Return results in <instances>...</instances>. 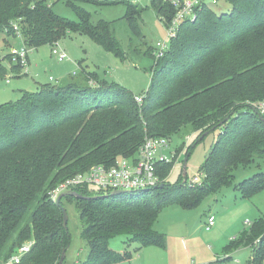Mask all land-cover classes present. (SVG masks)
<instances>
[{
    "label": "trees",
    "instance_id": "1",
    "mask_svg": "<svg viewBox=\"0 0 264 264\" xmlns=\"http://www.w3.org/2000/svg\"><path fill=\"white\" fill-rule=\"evenodd\" d=\"M214 1L227 2L231 10L216 13L203 1L163 59H155L152 47L142 53L155 62L142 104L123 87L84 71L86 79L80 83L47 84L37 92H23L15 103L0 105V264L32 240L35 244L22 264H59L71 235L49 193L93 166L136 160L146 138H165L171 147L175 136H198L188 156L206 132L221 130L201 168L206 174L201 186L182 183L183 173L171 184V162L159 166L158 188L120 195L77 188L73 192L82 198L62 199L63 206L65 200L75 203L89 248L87 259L77 264H124L141 249H166V235L155 229L166 206L192 210L225 187L236 188L244 199L264 191V172L234 186L236 170L264 158V118L254 109L264 101V0ZM65 2L77 12L78 23L56 15L50 0H0V32L14 38L20 33L23 43L36 50L82 34L127 59L111 24L93 23L78 6L112 5L115 0ZM151 6L164 23L174 17L165 0H151ZM143 10L127 4L125 19L137 36ZM7 73L2 65L0 77ZM154 192L157 201L151 197ZM120 236L127 238L123 252L111 248ZM132 244L138 250L132 251ZM247 248L252 258L246 264H264V214L225 251Z\"/></svg>",
    "mask_w": 264,
    "mask_h": 264
},
{
    "label": "rangeland",
    "instance_id": "2",
    "mask_svg": "<svg viewBox=\"0 0 264 264\" xmlns=\"http://www.w3.org/2000/svg\"><path fill=\"white\" fill-rule=\"evenodd\" d=\"M106 1L111 3L114 0ZM115 1L116 3L112 5L81 3L78 6L91 15L93 23L105 21L111 24L115 37L128 55L126 60L106 51L90 37L73 33L59 41L58 44L61 49L67 52L70 61L59 62L52 56V48L46 45L37 50L30 48V63L28 62L26 66H23L21 61H16L10 55L12 49L21 46V41L11 34L6 36L5 33L0 32V53L4 58L6 57L2 65H5L8 70L6 76L0 77V105L15 103L22 98L23 92H37L47 84L55 86L57 85L56 82L68 79V82L63 83V85H67L73 83L70 81L72 78L76 80L86 79L84 71L98 76L100 81L106 80L123 87L134 97L145 94L151 86V69L155 62L151 56H143L142 53L148 47L153 49L158 42L167 40V26L152 8L151 0ZM203 1L216 13H225L231 10V6L225 1H216V3L214 0ZM129 3L138 4L140 8L144 7L141 20L138 22L139 30H141L139 36L131 32V28L125 19L127 4ZM50 4L56 15L70 22L78 23L77 12L69 7L65 0H50ZM80 65L83 66L80 67ZM74 72L77 73V77H74ZM9 78L11 83H8ZM220 133L221 130L211 132L192 150L187 164V183L202 173L201 168ZM191 137V141L188 142L187 137L181 134V136H175L171 142L170 152L180 157L179 161L174 164L169 177V182L173 185L179 182L183 163L189 152L188 148L194 145L198 136L191 135ZM261 172H264V158L256 157L250 168L236 170L235 183ZM184 181L185 179H182V183ZM225 188L221 194L218 192L209 195L197 208L192 210H186L178 205L164 207L156 221L155 229L166 235L167 248H144L146 250L142 252L141 261L137 264H201V262L211 258L221 259L222 257H215V252L220 251L219 239H228L231 237L229 234L235 231L236 233H232V235L238 237L249 228V225L244 226L243 224L245 219L252 223L259 218L258 211L253 210L251 203L258 205L261 208L260 212L264 213V191L254 195L252 200L246 201H241L240 194L236 192L238 200L234 206H231V202L227 200L228 195L229 193L234 194L235 191L233 187ZM185 191L189 193L188 189ZM156 195L154 192L151 197L157 201ZM223 205H230L231 212L223 214L224 216L220 218L217 211ZM64 208L68 213V231L71 235V245L67 251L65 264L84 262L88 257L89 248L82 238L83 223L80 219V213L72 201L65 200ZM210 215L215 216L216 227L214 226L208 231L206 224ZM241 218L243 222L240 221ZM239 223L242 226L241 229H239ZM233 225L234 228L230 231ZM239 230L241 231L239 232ZM126 242V237H117L111 241V248L123 252ZM251 254V249H243L239 255L234 256L231 264H238V262L239 264H246Z\"/></svg>",
    "mask_w": 264,
    "mask_h": 264
},
{
    "label": "built area",
    "instance_id": "3",
    "mask_svg": "<svg viewBox=\"0 0 264 264\" xmlns=\"http://www.w3.org/2000/svg\"><path fill=\"white\" fill-rule=\"evenodd\" d=\"M165 2L174 9L175 14L171 21L165 23L168 31L167 40L158 42L153 47V55L157 60L165 57L183 24L196 18L197 9L202 5L203 0H165ZM17 38L22 44L19 48L12 49L10 55L26 66L31 49L23 43V37L20 33ZM52 56L59 62L70 61L67 52L61 49L58 44L52 48ZM2 59L4 56L0 53V60ZM51 80L53 81L52 78ZM144 98L145 95L137 96L135 99L138 104H142ZM254 109L264 118V101L256 103ZM191 139V136L187 137L188 142ZM139 152V157L136 160L119 159L110 167L93 166L87 172L68 179L49 193L50 200L56 203L62 194L73 192L77 188H92L105 195L116 191L151 190L161 183L158 175L159 166L171 162L177 163L180 158L177 154L170 152V145L165 138H146ZM176 157L178 158L176 159ZM205 178L206 174L201 173L188 183L190 186H201ZM214 226L215 221L210 219L206 229L210 231ZM34 244L33 240L26 242L13 257L2 264H22L23 258L31 252Z\"/></svg>",
    "mask_w": 264,
    "mask_h": 264
},
{
    "label": "crops",
    "instance_id": "4",
    "mask_svg": "<svg viewBox=\"0 0 264 264\" xmlns=\"http://www.w3.org/2000/svg\"><path fill=\"white\" fill-rule=\"evenodd\" d=\"M18 41V40H17ZM28 61H29V63H30V59H29V56H28ZM83 65H80V67H82ZM73 75H74V77H77L78 75H77V73L76 72H74L73 73ZM12 78V77H11ZM84 79V78H83ZM83 79H80V80H76V79H74V78H72L70 81H72V82H78V83H80V82H82L83 81ZM52 82V81H51ZM64 82H68V79L67 80H62V81H59L58 83H57V85H60V84H63ZM11 83V82H10ZM246 179V178H245ZM244 179H242L240 182H242ZM239 182V183H240ZM237 185H238V183H237ZM229 188H232V187H229ZM234 188V187H233ZM224 189H226V188H224ZM223 190V189H222ZM222 190L219 192L220 194L222 193ZM234 194L233 193H229V195H228V201L229 202H231V206H234L236 203V201L238 200V196H237V194H236V192H238L239 194H240V200L241 201H246V200H252L251 198L250 199H244V198H242L241 197V193L239 192V190H237L236 188H234ZM228 192V191H227ZM235 198V199H234ZM230 199H231V201H230ZM218 203H219V200H218ZM252 204V208H253V210L255 211V209L258 211V213H257V215H259V217L260 216H262L263 214L260 212L261 210V208L258 206V205H256V204H253V203H251ZM227 205H223L221 208H219L220 210H218L217 212V214L219 215V217L221 218V217H223L224 215L223 214H227V212H231V210H230V208H231V206L230 205H228L227 207H226ZM226 207V208H225ZM246 215H248V214H246ZM209 220L210 219H213L214 221H215V227H216V218H215V216L214 215H210L209 216V218H208ZM209 220H208V222H209ZM257 220V219H256ZM240 221H242V218L240 219ZM243 222V221H242ZM249 222V223H248ZM253 223L254 222H252L251 223V221H249V220H244V222H243V224H244V226H247V225H249L248 227L249 228H251L252 227V225H253ZM208 224V223H207ZM206 224V225H207ZM239 225H240V227H239V229H241L242 228V226H241V224L239 223ZM234 228V225L231 227V229H230V231L232 230ZM249 228H247L244 232H246V231H248L249 230ZM213 229V228H212ZM241 230H239V232H240ZM244 232H242L238 237H236V236H234V235H232V233H236V231L235 232H232V233H230L229 235L231 236V237H229L228 239L227 238H223V239H219V244H221V246H219L220 248H219V250L220 251H217V252H215V257H222L221 259H219V260H215V258L214 259H210V260H206V261H203V262H201V264H231V262H232V260H233V258H234V256H236V255H239L241 252H242V250H239V251H237V252H233V253H231V254H228V253H226V251H225V248L231 243V242H233L234 240H237V239H239V237L244 233ZM234 236V237H233ZM138 244H136V245H134V244H132V246H131V250L132 251H136V250H138ZM148 248H150V247H148ZM247 249H251V248H247ZM144 250H146V249H141V250H139V251H137V252H135L134 254H133V257H132V259L129 261V262H126V263H124V264H137L139 261H141V254H142V252H144ZM252 250V249H251ZM232 258V259H229V258ZM252 258V254H251V257H250V259ZM227 259H229V260H227ZM249 259V260H250ZM248 260V261H249ZM247 261V262H248ZM246 262V263H247ZM238 264H239V262H238Z\"/></svg>",
    "mask_w": 264,
    "mask_h": 264
},
{
    "label": "water",
    "instance_id": "5",
    "mask_svg": "<svg viewBox=\"0 0 264 264\" xmlns=\"http://www.w3.org/2000/svg\"><path fill=\"white\" fill-rule=\"evenodd\" d=\"M222 125V124H221ZM216 127L213 128L211 131H208L206 132L200 139H204L205 137H207L211 132H215L216 131ZM198 143V141H197ZM190 157V154L186 157V159L184 160V163H183V177L185 179L184 183L186 182V179H187V164H188V158ZM161 187H163V185H161ZM157 188V187H156ZM125 192L123 191H116V192H113V194L115 195H120V194H123ZM67 196H74V197H77V198H82L81 196L77 195L76 193L74 192H69V193H65V194H62L56 201V205L61 209L62 211V214H63V224H64V227L68 230V222H69V217H68V213L66 211V209L64 208V206L61 204V201L62 199H64L65 197ZM66 256H67V251L64 250L63 253H62V256H61V259L59 261V264H64L65 260H66Z\"/></svg>",
    "mask_w": 264,
    "mask_h": 264
}]
</instances>
